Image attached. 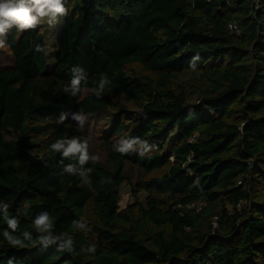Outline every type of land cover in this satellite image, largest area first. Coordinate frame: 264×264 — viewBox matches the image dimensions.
<instances>
[{
  "label": "trees",
  "instance_id": "trees-1",
  "mask_svg": "<svg viewBox=\"0 0 264 264\" xmlns=\"http://www.w3.org/2000/svg\"><path fill=\"white\" fill-rule=\"evenodd\" d=\"M63 2L53 69L39 27L3 47L0 264H264V0Z\"/></svg>",
  "mask_w": 264,
  "mask_h": 264
},
{
  "label": "clouds",
  "instance_id": "clouds-1",
  "mask_svg": "<svg viewBox=\"0 0 264 264\" xmlns=\"http://www.w3.org/2000/svg\"><path fill=\"white\" fill-rule=\"evenodd\" d=\"M67 14L63 0H0V48L5 47V39L7 32L13 26L17 27L20 32L27 30H35L42 22L57 16H63ZM37 51L42 50L40 46H37ZM75 70V69H74ZM104 81L100 83L103 88ZM79 85V80L74 79L72 81V88L75 90ZM65 91L68 89L65 88ZM76 119H81L79 116ZM63 117L61 118V121ZM136 141H124L122 146L117 149L121 154L127 153L133 149ZM53 152H63V156L68 157L71 154L79 153L80 163H84L89 159L87 153V144H81L76 139L64 140L57 139L50 145ZM34 224L40 231H48L51 228V222L47 213L41 214L36 217ZM9 227L16 228V221H9ZM27 236V233L24 234ZM4 237L8 243L12 246L24 247L21 240L8 231H4ZM46 239V238H45ZM69 244L71 241L68 242Z\"/></svg>",
  "mask_w": 264,
  "mask_h": 264
},
{
  "label": "rangeland",
  "instance_id": "rangeland-1",
  "mask_svg": "<svg viewBox=\"0 0 264 264\" xmlns=\"http://www.w3.org/2000/svg\"><path fill=\"white\" fill-rule=\"evenodd\" d=\"M64 17V15L57 16L51 19L50 22H47V20H45L38 26L44 32L48 48V64L50 66V69H53L55 66V59L57 56V37L59 35V32H61V30L63 29V23L65 20ZM10 62L11 56L9 51H7L5 48H0V65L6 66L10 64ZM108 121L109 116L104 114L96 117H82L78 122V124L83 127L85 132L93 140L94 151L97 153V155L100 156L101 159L104 158L105 153L101 149L100 142L97 138ZM121 196V209H125L127 206L136 202L144 203L147 197L145 192L136 190L134 186H131L128 183L122 184Z\"/></svg>",
  "mask_w": 264,
  "mask_h": 264
},
{
  "label": "built area",
  "instance_id": "built-area-1",
  "mask_svg": "<svg viewBox=\"0 0 264 264\" xmlns=\"http://www.w3.org/2000/svg\"><path fill=\"white\" fill-rule=\"evenodd\" d=\"M259 1H260V0H258V3H259ZM231 29H232L233 31L238 32V28H237V26H235V25H234V26H231Z\"/></svg>",
  "mask_w": 264,
  "mask_h": 264
}]
</instances>
